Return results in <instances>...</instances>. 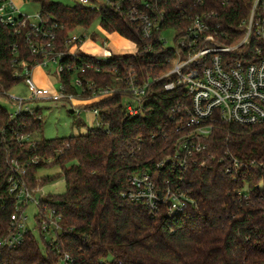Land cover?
<instances>
[{
  "label": "trees",
  "instance_id": "obj_1",
  "mask_svg": "<svg viewBox=\"0 0 264 264\" xmlns=\"http://www.w3.org/2000/svg\"><path fill=\"white\" fill-rule=\"evenodd\" d=\"M37 1L41 18L61 26L60 46L69 32L87 29L96 19L107 32L135 44V53L114 55L99 63V71L78 74L84 85L114 86L120 83L115 76L128 70L140 79L155 76L174 55L175 48L163 46L157 33L152 39L142 38L137 24L127 18L128 0L120 2L119 8L109 3L92 7L77 1L72 5ZM165 1L161 26L175 29L177 37L188 23V18L184 23V0ZM247 3L233 0L223 6L215 1L208 10L216 13L214 22L228 27L244 15ZM76 57H66L64 62H93L80 50ZM13 59L31 65L39 57L26 48L22 33L0 25V89L9 90L19 82L13 78ZM72 73L66 70L58 75L69 92L76 91L70 85ZM162 84L153 86L144 113L135 117L128 116L120 104L121 92L93 102L88 107L97 110L100 125L64 138L32 139L42 131L37 108L32 114L10 118L0 107V239L8 234L10 216L16 211L8 182L11 160L25 168L23 178L30 188L58 177L65 184L62 194L40 200V212L45 206L61 218L55 246L39 234L40 244L29 229L20 244L0 247V264H264V122L239 125L217 120L206 148L192 155L184 169H174L171 162L157 167L175 156L179 136L175 129L185 121L183 110L190 105L181 87L165 91ZM50 166L60 171L37 177L39 169ZM140 172L151 174L158 187L165 181L178 185L194 206L169 213L161 204L151 213L143 203L122 197L129 176ZM63 254L70 260L62 262Z\"/></svg>",
  "mask_w": 264,
  "mask_h": 264
},
{
  "label": "built area",
  "instance_id": "obj_2",
  "mask_svg": "<svg viewBox=\"0 0 264 264\" xmlns=\"http://www.w3.org/2000/svg\"><path fill=\"white\" fill-rule=\"evenodd\" d=\"M84 6L98 7L109 3L119 8L125 0H75ZM127 18L137 24L143 39L149 40L157 33L159 42L165 46L162 37V22L165 15L163 4L165 0H128ZM226 6L233 0H184V23L182 33L176 37L174 55L169 59V66L160 74L138 78L133 70L125 71L123 76L116 75L114 80L120 82L114 86L104 84L94 87L93 83H82L78 74L87 70L99 71V63L108 62L114 55L92 56L93 62L81 65L65 63L64 59L76 57L81 50L83 35L75 30L68 33L61 46L58 44V33L61 26L51 22L48 17L42 19L39 13L32 22L27 15L19 13L12 0H0V25L11 28L15 33H22L26 38V48L39 59L34 64L25 60L13 59V78L23 82L29 91L28 98L7 95L15 107L9 113L10 118L25 113H31L33 108L26 105L27 101L43 99H67L70 102L76 98H91L96 101L122 93L120 104L126 114L135 117L143 114V106L147 95L153 86L162 82L163 90L172 91L181 87L189 96L190 105L184 108L186 113L183 124L176 127L178 148L175 156L167 158L157 167L171 162L172 167L184 169L187 160L195 153L203 151L207 146V138L214 130L215 122L249 125L264 122V0H248L247 10L237 19L235 25L225 27L223 23L214 22L216 13L208 9L213 2ZM199 9L191 13L192 11ZM167 29V28H166ZM175 30V29H174ZM167 47V46H165ZM16 53V49L14 48ZM84 53V52H83ZM106 55V54H105ZM90 56V55H89ZM54 64L59 75L64 71H73L70 85L75 92H69L62 82L54 95L45 87L36 84L33 70L37 67H47ZM79 90V91H78ZM6 91L0 89V96H6ZM127 101L123 104V100ZM97 114V110L94 109ZM40 118V114L37 116ZM28 137H22L23 140ZM10 163L12 174L8 179L9 192L16 201V211L10 216L8 234L0 239V247L11 248L20 244L24 234L29 230L24 216V210L29 203L41 207L35 194L40 187L30 188L23 178L25 168L14 160ZM236 166V161H234ZM229 170V169H227ZM129 187L121 196L134 202L143 203L152 213L161 204H166L169 213L182 212L188 206H194L193 199L178 185L172 186L167 181L158 187L151 174L140 172L131 174L128 178ZM39 209V219L36 221L40 236L52 232L46 241L54 245L56 231H61L60 215L54 209ZM49 210L47 214L46 210ZM55 246V245H54ZM62 262L70 260L67 254L60 257Z\"/></svg>",
  "mask_w": 264,
  "mask_h": 264
},
{
  "label": "rangeland",
  "instance_id": "obj_3",
  "mask_svg": "<svg viewBox=\"0 0 264 264\" xmlns=\"http://www.w3.org/2000/svg\"><path fill=\"white\" fill-rule=\"evenodd\" d=\"M59 2L64 5H72L75 0H50ZM102 2L103 0H98ZM17 7L19 13L27 15L32 22L36 21L35 15L40 10V4L37 0H12ZM78 35H83L84 40L81 44V50L86 55L90 56H109L133 54L136 51L135 44L130 40L120 36L117 33H109L104 30L96 19L87 29L77 27L75 32ZM176 31L173 28L163 30L162 37L165 46L172 47L175 45ZM94 36V37H93ZM106 54V55H105ZM33 77L36 84L40 87H45L50 94L54 95L59 88L58 75L55 72L54 64H49L47 67H37L33 70ZM77 90V89H76ZM79 91V90H78ZM7 95L19 96L22 98L29 97V91L23 82L19 81L12 88L6 91V96H0V107L7 110L9 113L14 112L15 107L9 101ZM96 100L91 98H76L71 102L67 99H43L27 101L26 105L39 109V114L42 117V131L34 133L32 139L44 138H64L73 135L86 134L90 129L100 125L97 114L94 109L88 107ZM127 100L124 99L123 104ZM60 171L57 166L44 167L38 170L37 177L46 175H54ZM39 192L35 194L37 198L47 196L49 194H62L65 191V184L62 177H58L51 182L42 184ZM47 214L49 210H46ZM39 213V207L34 203H29L24 210V216L29 227L42 244L38 226L35 220ZM52 236V232L45 235L46 240Z\"/></svg>",
  "mask_w": 264,
  "mask_h": 264
}]
</instances>
